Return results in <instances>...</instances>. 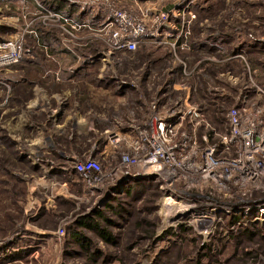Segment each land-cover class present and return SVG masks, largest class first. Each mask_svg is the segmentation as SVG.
<instances>
[{
  "label": "rangeland",
  "instance_id": "374dc122",
  "mask_svg": "<svg viewBox=\"0 0 264 264\" xmlns=\"http://www.w3.org/2000/svg\"><path fill=\"white\" fill-rule=\"evenodd\" d=\"M55 1L0 0V44L24 34L22 45L34 51L0 73V264H155L159 257L166 264L169 251L170 263L192 264L215 239L223 253L233 234L217 233L220 220L240 211L257 214L264 178L227 190L204 182L188 190L182 180L158 198L140 182L148 180L140 167L120 166L126 145L108 140L147 120L154 101L179 132L199 135L227 134L234 106L264 108V0H64L75 5L69 16ZM174 8L186 19L196 15L184 46L181 40L170 49L148 43L109 54L102 29L115 10L138 15ZM36 22L43 25L34 29ZM39 89L62 97L36 100ZM56 109L65 114L60 121L52 115ZM75 113L85 118L78 120L85 125L79 138ZM90 157L104 172L103 190L95 194L74 168ZM168 197L174 203L165 207ZM215 206L231 215L219 222L215 214L208 230H196ZM177 236L195 244L174 251ZM232 252L212 264H252Z\"/></svg>",
  "mask_w": 264,
  "mask_h": 264
},
{
  "label": "built area",
  "instance_id": "2783aa9c",
  "mask_svg": "<svg viewBox=\"0 0 264 264\" xmlns=\"http://www.w3.org/2000/svg\"><path fill=\"white\" fill-rule=\"evenodd\" d=\"M71 1L83 3L86 0ZM195 17L192 14L191 18L186 19L176 8L151 14L140 12L138 15L115 10L113 18L102 29L107 28L109 35L106 47L110 54L113 51L134 52L148 43L170 49L179 47L181 40L184 46V39L190 35L187 26ZM23 40L24 34H21L15 40L0 44V73H5L7 68L25 57ZM149 109L147 120L134 124L133 135L120 132L109 135L110 146L124 143L128 149L121 155V167H140V174L144 177L163 181L160 184L162 190L176 188L182 180L187 181L188 190H192V184L199 182L227 190L244 183L256 186L264 178L263 107L256 106L251 110L245 105L234 106L228 112L229 132L225 135L213 129L214 132L200 135L196 130L179 132L175 123L158 114L157 101L151 102ZM74 168L93 194L103 190L104 172L98 160L90 157L76 162ZM169 200L174 201V198L172 200L170 197ZM217 209L215 206L208 212L206 216L210 223L203 229L208 230L212 226L217 214L213 211Z\"/></svg>",
  "mask_w": 264,
  "mask_h": 264
},
{
  "label": "trees",
  "instance_id": "16d2710c",
  "mask_svg": "<svg viewBox=\"0 0 264 264\" xmlns=\"http://www.w3.org/2000/svg\"><path fill=\"white\" fill-rule=\"evenodd\" d=\"M52 5H54L55 7H58L60 10L64 9V13L67 14L68 16L72 15L75 10V7H74L75 5L70 4L69 2H65L64 0L55 1ZM40 25H43V24L41 22H36L35 24H33V27L35 29L37 26H40ZM32 34L34 33H31L29 35L30 38H33ZM25 41H26V38H25ZM24 48H25V57L27 55H31L34 52L32 48H29L26 46H24ZM16 65H13V66H16ZM13 66H11L10 68H12ZM10 68H7L5 72H7ZM75 172L78 174L76 170ZM140 182H145V183H148L147 185L153 186L154 191L152 193H154L158 198L163 195L164 192L160 187V183L156 181L154 178H148V180L140 181ZM220 221H219L220 223L218 224L217 233L220 234L221 232L222 233L224 232L227 234L234 235V236L231 235L230 238H227L225 242L223 243L224 252L223 253L220 252L222 251V248L218 246V244L215 242L216 240L215 239L214 241L208 243V245H205L204 247L200 248L201 251L197 252V254L195 255L193 259L194 262L192 264L216 263L218 261L217 260L218 255L225 254L230 248H232L233 250L232 255L237 256L239 259L241 258L240 254L242 253V257H246L247 262H250L252 264H259L261 262V261L258 262L259 257L261 256L260 254H264V249L262 247H259V242L261 240H264V221L255 220L254 216H245V215L244 216L243 215L223 216V218ZM139 225H142V224L140 223ZM221 228H223L224 230H221ZM179 229L180 231L182 230L184 232H188L189 230L187 227H184L183 225H180ZM169 231L172 232L173 234H178L180 232V231L175 232L171 228H169V230L166 232H169ZM99 233L105 238H108L111 236V233L107 232V230L101 229ZM165 234H168V233H165ZM176 239H178V242L174 243V248H173L174 251L177 250V248L180 245H182L184 242L191 243L192 245H194L195 242L193 240L196 241V239L193 237L188 239V238H184L181 236H177ZM219 240L222 242L223 238H219ZM213 251L215 255H212ZM172 253H173L172 251L168 252V258H167L166 264H172L170 263V257L174 256V254ZM163 259H164L163 257H159L157 259L158 262H155V264H163L162 263ZM230 261H231L230 259H226V262H230Z\"/></svg>",
  "mask_w": 264,
  "mask_h": 264
},
{
  "label": "crops",
  "instance_id": "0c3cea01",
  "mask_svg": "<svg viewBox=\"0 0 264 264\" xmlns=\"http://www.w3.org/2000/svg\"><path fill=\"white\" fill-rule=\"evenodd\" d=\"M41 94H43V97H51V96H53L55 99H57V100H59L62 96H61V94L60 93H52V94H49L48 92H46L44 89H41V91H40V89H39V93H37V99L36 100H39L41 97H42V95ZM35 100V101H36ZM31 108H35V109H39V108H36L34 105H31ZM35 111V110H34ZM55 113V114H54ZM52 115H53V117H55L56 118V120L57 121H60V118H62L63 117V115H65L63 112H61L59 109H56V110H54L53 111V113H52ZM52 117V116H51ZM73 117H75L76 118V129H75V131H76V135H77V137L79 138V130H80V127L81 126H85V125H81V126H78L77 124H78V120L80 119V118H82V119H85L84 117H83V114H78V113H75V114H73ZM25 119H26V117H24L23 116V118H22V123L25 121ZM135 119H137V118H134V119H132V120H135ZM132 120H130V121H132ZM66 124V122L65 123H61V125H57V127L58 128H60L61 126H64ZM97 128V129H96ZM93 130H96L97 132L100 130V128H98V127H96L95 126V129H93ZM124 134H128V135H130V134H132L133 133V130L132 129H130V131L129 132H123ZM77 140H79V139H77ZM109 156H110V158H113L112 157V154L111 153H109Z\"/></svg>",
  "mask_w": 264,
  "mask_h": 264
},
{
  "label": "bare ground",
  "instance_id": "6f19581e",
  "mask_svg": "<svg viewBox=\"0 0 264 264\" xmlns=\"http://www.w3.org/2000/svg\"><path fill=\"white\" fill-rule=\"evenodd\" d=\"M164 206L167 207V206H171L172 203L174 202H171L169 200V198H165L164 199ZM250 210V209H249ZM257 214L253 213V212H246L244 213L243 211H240L242 212L243 215L245 216H248V215H252L254 216V218H256L255 220H259V221H264V206H262L260 209L258 208L257 209ZM213 212L217 213L219 215V218L218 221L221 219V215H231L230 213V210H226V211H219L218 209L217 210H214ZM210 221H209V218H205L203 221L201 222H197L195 225H196V230H199L200 227H203V226H206L207 224H209ZM202 233V231H200Z\"/></svg>",
  "mask_w": 264,
  "mask_h": 264
}]
</instances>
